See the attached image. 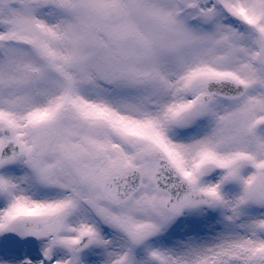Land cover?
<instances>
[{
    "label": "snow or ice",
    "instance_id": "obj_1",
    "mask_svg": "<svg viewBox=\"0 0 264 264\" xmlns=\"http://www.w3.org/2000/svg\"><path fill=\"white\" fill-rule=\"evenodd\" d=\"M0 264H264V0H0Z\"/></svg>",
    "mask_w": 264,
    "mask_h": 264
}]
</instances>
